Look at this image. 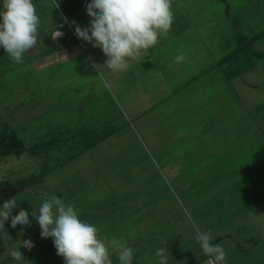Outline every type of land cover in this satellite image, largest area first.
Segmentation results:
<instances>
[{"label":"rangeland","instance_id":"374dc122","mask_svg":"<svg viewBox=\"0 0 264 264\" xmlns=\"http://www.w3.org/2000/svg\"><path fill=\"white\" fill-rule=\"evenodd\" d=\"M227 1L229 5L224 0H173L174 24L167 37H161L154 48L142 53L137 60L130 61V67L126 72H112L103 65L106 57L101 49L79 39L74 33V27L67 22L74 20L77 25L87 27L90 17L85 8L90 0L77 1L76 9L72 11L67 8L73 2L70 0H58V7H54L53 0H33L41 18L36 47L25 54L22 64L14 63L0 48V131L13 129L26 146L17 159L10 153L1 157L0 180H5L4 185L24 186L27 183L26 186L31 188L42 187L49 190L64 179L62 176L65 174L61 172L64 170L61 168L47 174L44 184L35 185L32 181L39 171L55 165L56 148L62 142L55 140L54 144L52 142V139H55L54 135H64L65 138L73 133L71 138L76 140L74 147L76 152L80 145L84 146L86 142L109 133L88 152L73 158L72 162L68 163L72 166H65V171L73 176V171H81L93 161L109 163L107 169L105 164L98 170L103 178L104 170L107 172V184L115 193L112 201L115 202L119 197V203L132 208L129 211L132 214L128 219L130 228L132 231L143 233V238L148 234L151 244H155L160 237L157 234L152 236L153 224L150 222L140 224L145 215V211H141L143 205L145 203V206L150 205L147 203L148 199L137 201L136 193L139 188L137 184L143 179H138V182L132 180L125 188L118 185L123 179L140 177L142 174L138 175L139 171L145 169L147 172L143 176H149L146 182L155 178L154 183L150 181L144 186L147 191L145 194L152 195L149 202L152 200L153 203L154 193L159 196L167 195L166 190L172 196L170 183L162 178L163 160H184L183 164L189 166L192 158L200 155L201 152L198 150L190 151L199 144V138L189 135L187 129L191 127L192 121L187 120L185 116L190 114L184 112L179 117L176 116L177 120L172 117L177 107L178 110L181 108L180 105L189 106L203 99L197 89L201 90L202 83L209 82L207 77L210 76L204 73L186 83L188 75L195 74V70L206 61L210 62L213 58L229 52L231 47H228L227 35L230 32L244 30L252 34L264 28V0ZM2 4L3 0H0V8ZM64 17L67 21L63 19ZM184 17L187 19H182ZM237 26L238 29L235 28ZM174 27H177L176 33ZM55 29L63 30L64 36L53 40L51 35ZM253 46L264 51V35L255 40ZM49 47L51 49L48 51H42ZM179 53L186 59L177 64L173 58ZM94 62L99 64L97 68L107 80V86L97 75L98 69ZM140 62L145 72L138 78L137 67H140ZM256 63L260 70L253 74V71L257 70L256 67H247L241 72L238 81L241 82L242 89L246 87L245 90H250L248 83L245 82L255 80L258 85L252 90L260 98L264 96L262 68L264 57L258 59ZM170 116L169 123L160 120ZM262 124L258 127L264 135V123ZM258 139L261 137L258 136ZM207 140L210 144L215 143V138L210 135L207 136ZM41 141H46L45 146L41 148L32 146L35 142ZM192 141L196 145L191 146ZM29 147L35 149L36 153L29 152ZM221 150L223 149H219L218 152ZM215 154L217 155V151ZM247 154L243 151L234 155L236 160H241L234 171L244 170V166L250 163L248 159L252 158L247 157ZM62 155L67 157L68 151L61 153L60 156ZM130 163H134V166L126 167ZM117 165L121 168H116ZM119 170L123 174L117 175ZM125 172L129 176H125ZM252 174L251 172L248 176H253ZM4 185L0 183V188ZM245 186L247 185H236L239 189ZM25 192L27 191L23 187L16 194L22 197ZM140 192L145 190L142 189ZM51 195L56 194L52 192L43 197L39 196L34 202H42ZM17 197L15 195L16 199ZM60 198L68 201L66 197ZM102 198L103 196L96 199L95 208L99 203L101 208L104 207L105 200ZM24 199L26 200L25 197ZM172 199L175 200L173 203L177 205L179 213L184 215L182 209H185L186 203L179 201L178 196L177 198L172 196ZM178 203L181 204L180 207ZM19 204V207L29 213L31 227L22 228L18 224L12 228L9 221H5V230L11 239L5 240L1 234L0 246H3L4 241V247L0 248V261H5V264H58L62 257L56 254L50 237L40 241L42 245L40 255H36L37 248L34 244L30 250L20 249L25 260L18 262L10 257L9 249L12 248L14 241L20 238L28 239L26 236L40 231L38 223L31 216L35 208L31 207V204H25L24 200ZM17 210L13 209V214ZM83 214H86L85 217L80 215L79 218L88 219L86 218L88 212L84 211ZM96 214L97 211L88 217L98 223L101 217ZM187 225V231L190 232L192 225L190 222H187ZM43 253L44 256L41 257ZM40 260H45V263H41Z\"/></svg>","mask_w":264,"mask_h":264},{"label":"crops","instance_id":"0c3cea01","mask_svg":"<svg viewBox=\"0 0 264 264\" xmlns=\"http://www.w3.org/2000/svg\"><path fill=\"white\" fill-rule=\"evenodd\" d=\"M70 1L73 2L67 8L72 11L76 9L75 3L82 0ZM88 19L90 20V18ZM182 19L187 18L184 17ZM89 20L87 23H89ZM176 29L177 27H174L175 33ZM46 49L42 51H48L51 47ZM216 58H213L210 62L206 61L204 65L195 70V74H189L186 79V83H188L195 76H200L204 73L210 76L207 77L209 82H203L201 90L197 89L203 99L195 101L189 106L180 105L181 108L178 110L177 107L172 115L173 119L177 120L176 116L179 117L184 112L190 114V116H185L187 120L190 119L192 121V124L190 123L191 127L187 128L189 135L199 138L198 146L193 147L190 151L198 150L201 152L200 155L192 158L190 167L186 166V163L183 164L184 160H163L164 176L162 178L165 179L164 181H168L167 183H170L169 188L172 190H170L172 196L176 198L178 196L179 201L186 203L187 206L182 209L184 215L179 213L177 205L173 203L175 200L172 199L171 194L166 192L165 189L167 195L159 196L154 193V202L152 203V200L149 202V199H152V195L145 194L147 191L144 186L148 185L150 181L154 183L155 178L146 182V178L149 179V176H143L147 172L145 169H142V172L139 171L138 175L142 174L140 177L123 179L122 183L118 185L120 187L122 185L125 188L130 181L135 180L138 182V179H143L141 183L138 182L137 184L139 187L136 193L137 201L148 199L147 203H150V205L145 206L146 203L143 205L141 211H145V215H143L140 224L149 222L153 224L152 236L157 234L160 237L157 238L158 241L156 240L155 244H151L148 234L143 238V233L132 231L133 229L130 228L128 219L130 214H132L129 212L132 208L119 203V197L115 202L112 201L115 193H113V188L107 184V172L104 170L103 178L98 170L103 168L105 164L107 169L109 163L93 161L81 171H73V176L68 175V171H65V166H72L68 165V163L72 162L73 158L88 152L93 145L109 134L97 141L86 142L84 146L80 145L79 150L76 152H74L76 140L71 138L73 133L65 138H63L64 135H54L55 139H52L54 144L55 140L62 142L56 148L57 154L54 158L57 160H55V165L49 169L39 171L37 176L34 175L35 179L32 183L35 185L44 184L47 174L54 169L59 170L60 168L64 170L61 171L63 175L65 174L64 177L62 176L64 179L49 190L42 187L31 188L26 186V183L24 188L27 192L22 197L16 194L18 191L10 197L16 195L18 196V199H16L18 204L24 200L25 204H31V207L36 208L37 205L42 203L34 202L37 197H43L53 192L58 197H66L68 199L66 203L74 204L78 216L83 215L85 217L84 211L88 212V216L97 211L96 215L101 217L98 223L88 216L85 221L92 224L95 223L94 225L99 229L100 236L102 238L106 237L109 242L118 240L126 242L128 246L132 247L134 249L132 264L158 263L155 252L158 248L164 246L168 249V264H203L208 256L202 252L199 244L195 241L197 230H210L211 235L215 237L212 243H219L226 252L224 264H264V135L260 127H258L264 123V113L258 110V104L264 100V96L258 98L257 94L252 90L258 85L255 80L252 81L250 79L245 82L248 83L250 90H245L246 87L242 89V84L238 81L241 73L230 80H226L223 74V66L208 70L210 64ZM252 67L257 69L253 71V74L260 70L257 67V63L253 64ZM137 68L138 78H140L145 72V69H142V62H140V67ZM262 68L264 69V67ZM170 118L171 116L166 119L160 118V120L163 123H169ZM84 130L86 131L87 129ZM88 130L91 131V129ZM208 135L215 138V143H209L207 140ZM258 136L261 137L260 140ZM20 139L22 140V138ZM45 143L46 141L35 142V145L32 146L41 148L45 146ZM23 145L24 148L21 152L9 153L13 154L16 159L19 158L26 148L24 142ZM190 145L194 146L196 144L192 141ZM221 148L223 150L218 152ZM65 151H68V156H60ZM216 151L217 155L215 154ZM243 151H246L248 153L247 157L252 159H248L250 163L244 166V170L234 171L237 167L236 165L241 161L236 160L234 155L243 153ZM29 152L36 153V150L30 149ZM7 154L0 155V159ZM130 165L134 166V163H130L126 167L129 168ZM116 168L121 167L117 165ZM251 172L253 176H248ZM116 174L121 175L123 172L119 170ZM125 176L129 175L125 172ZM4 182L5 180H0V183L4 184ZM132 183L134 184V181ZM59 184L61 186L58 187ZM238 184L247 186L239 189L236 187ZM142 189L145 192H140ZM65 193L68 194L63 196ZM102 196V199L105 200L104 207L101 208L99 203L97 208H95L94 202ZM109 200L110 202L108 203ZM178 204L180 207L181 204ZM187 222L192 225L190 232L187 231ZM117 232L119 234L116 235L115 233ZM128 234L129 236L127 237ZM26 238L35 244L37 248L36 255H40V252H42L40 241L45 239L41 238L40 231L31 236H26ZM2 245L0 248L4 247V241ZM20 249H23V247L21 246ZM109 250L112 253L111 259L113 263L118 262L119 264L115 252H112L111 247ZM179 251H185V253H180ZM42 256H44V253L41 254ZM146 256L147 260L145 259ZM40 262L45 263V260H40ZM0 264H5V261H0ZM58 264H64L63 258L60 259Z\"/></svg>","mask_w":264,"mask_h":264},{"label":"clouds","instance_id":"9594fccd","mask_svg":"<svg viewBox=\"0 0 264 264\" xmlns=\"http://www.w3.org/2000/svg\"><path fill=\"white\" fill-rule=\"evenodd\" d=\"M58 7V0H53ZM90 17L89 25L81 27L67 21L74 27L76 36L100 48L106 60L103 65L112 72H126L130 61L137 60L142 53L154 48L161 37L166 38L174 21L173 0H90L85 8ZM41 18L33 0H3L0 8V48L16 64L24 62L27 52L36 47L40 34ZM63 25H61L62 27ZM53 40L63 36L55 29ZM91 59V57H89ZM182 53L173 61L185 60ZM94 62V66L97 68ZM98 69V68H97ZM101 81L107 80L98 69ZM13 209H18L13 214ZM38 223L41 238H52L56 254L64 264H113L111 252H115L119 264H132L134 249L126 242L102 238L96 225L79 218L75 205L66 203L56 195H51L36 206L31 213ZM5 221L15 228L18 224L31 227L29 213L19 207L12 196L0 204V234L5 240L11 239L5 230ZM19 235L22 236V233ZM210 230H197L195 241L206 256L213 258L214 264H224L226 252ZM30 250L34 247L30 239H17L12 243L10 256L16 261L25 260L20 247ZM158 264H168V249L164 246L155 252Z\"/></svg>","mask_w":264,"mask_h":264},{"label":"trees","instance_id":"16d2710c","mask_svg":"<svg viewBox=\"0 0 264 264\" xmlns=\"http://www.w3.org/2000/svg\"><path fill=\"white\" fill-rule=\"evenodd\" d=\"M224 1L227 5H229L227 0ZM226 12L228 11L226 10ZM235 28L238 29L239 27L237 26ZM262 35H264V28L252 34H248L244 32V30H239L233 33L230 32L227 37L229 40L228 47L230 46L231 49L228 53L221 54L219 57H217L215 61L210 64L208 70L223 66L224 77L226 80H230L234 76L241 73L247 67L252 66L256 63V61H258V59L264 57V51L255 49L253 46V42L259 39V37ZM258 110L264 113V100L258 104ZM107 134L109 133H106L103 136L97 138L96 141L106 136ZM23 148L24 145L22 140L15 134L12 129L8 131H0V155L7 154L9 152L19 153L23 150ZM23 187V185H4L3 187H1L0 203Z\"/></svg>","mask_w":264,"mask_h":264},{"label":"built area","instance_id":"2783aa9c","mask_svg":"<svg viewBox=\"0 0 264 264\" xmlns=\"http://www.w3.org/2000/svg\"><path fill=\"white\" fill-rule=\"evenodd\" d=\"M57 30L63 32V36H64V31H63V30H61V29H57ZM73 32H74V31H73ZM74 33H75V32H74ZM75 35H76V34H75ZM203 264H214L213 258L210 257V256H208V257L204 260Z\"/></svg>","mask_w":264,"mask_h":264}]
</instances>
